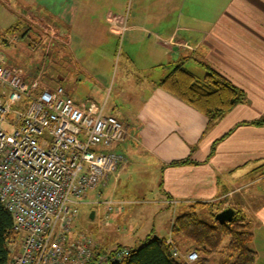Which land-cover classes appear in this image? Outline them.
<instances>
[{
	"label": "crops",
	"instance_id": "1",
	"mask_svg": "<svg viewBox=\"0 0 264 264\" xmlns=\"http://www.w3.org/2000/svg\"><path fill=\"white\" fill-rule=\"evenodd\" d=\"M8 13L16 14L17 22L47 20V27L60 30L59 37L70 48L120 39L126 72L136 68L132 51L144 50L143 66L132 71L143 77L131 87L138 103L126 113L132 124H125L127 140L136 136L148 166L160 173L162 197L123 198L128 182L122 183V178L130 179V160L124 156L118 174L108 176L94 196H87L101 209L104 232L93 235L101 245L129 249L130 243L140 247L156 237L175 243L176 217L189 205L207 203L211 207L200 215L210 224L218 222L210 211L215 216L228 208L242 211L252 233L253 264H264V0H0V15ZM180 62L199 79L209 69L219 72L244 92V101L208 128L205 115L157 85ZM129 149L137 156L136 146ZM187 160L193 164L173 166ZM104 201L116 203L108 219ZM126 206L133 207L120 219L128 231L121 235L124 228H115L112 216L123 214ZM177 240L179 245L173 244L183 254L196 251L187 240ZM227 244L225 239L210 255V264L234 260Z\"/></svg>",
	"mask_w": 264,
	"mask_h": 264
},
{
	"label": "built area",
	"instance_id": "2",
	"mask_svg": "<svg viewBox=\"0 0 264 264\" xmlns=\"http://www.w3.org/2000/svg\"><path fill=\"white\" fill-rule=\"evenodd\" d=\"M128 135L105 106L79 105L62 86H46L40 76L29 83L23 70L0 63V202L16 234L11 264H116L130 255L75 230L87 194L126 163L111 150ZM103 204L108 219L116 203ZM167 243L174 257L199 259Z\"/></svg>",
	"mask_w": 264,
	"mask_h": 264
},
{
	"label": "rangeland",
	"instance_id": "3",
	"mask_svg": "<svg viewBox=\"0 0 264 264\" xmlns=\"http://www.w3.org/2000/svg\"><path fill=\"white\" fill-rule=\"evenodd\" d=\"M17 20L16 14L0 15V30H2L0 31V63L2 65L23 70L28 76L29 83L40 76L46 86H62L67 90V94L70 93L68 95L71 98L80 103L87 100L99 106H105L103 103H106V114L115 116L127 125L132 124V120L126 113H132L134 111L132 106L138 103V100L133 97V91L131 93V87L143 81V77L132 74V71L136 72L135 69H139L144 64L145 56L142 48L132 51V54H135L136 68H130L129 72H126L124 42L120 39L103 45H82L70 48V45H65L63 38L59 37L60 30L57 33L58 30L47 27V20L45 23L31 22L30 19L18 22ZM16 23L17 26H15ZM11 25L18 29L13 33L6 32V28ZM126 31H122L123 34ZM61 78L64 80L61 81ZM136 140V136L131 137L124 143L114 145L111 150L130 160L127 169L130 179L122 178V183L128 182V186L122 193L126 194L123 198L142 201L159 200L162 197L159 189L160 173L148 166L147 158L144 157L143 150H139ZM130 145L137 147V156L131 154ZM127 172L125 174H128ZM94 195V192L87 194L89 197ZM89 197L78 206L76 230L90 236L99 246L109 250L108 245L111 246V244L107 243L108 240H104L108 247L103 246L93 236L101 235L104 232V226L101 209L95 203L89 202ZM117 197L122 196L119 197L117 194ZM126 204L129 205L131 202ZM130 207L133 206H126L124 208L127 209L123 214L112 216L116 222L115 228H124L120 232L121 235L128 231L125 230L124 220L120 221V219L129 215ZM92 212L97 213L94 220L90 218ZM105 225L109 226L110 222ZM128 246L137 247L134 243ZM123 248L126 247L120 249Z\"/></svg>",
	"mask_w": 264,
	"mask_h": 264
},
{
	"label": "trees",
	"instance_id": "4",
	"mask_svg": "<svg viewBox=\"0 0 264 264\" xmlns=\"http://www.w3.org/2000/svg\"><path fill=\"white\" fill-rule=\"evenodd\" d=\"M16 29L18 27H12L8 33H13ZM157 85L205 115L208 118V128L231 113L245 98L244 92L219 72L209 69L204 78L199 79L185 68L184 62L177 64ZM180 164L193 162H176L173 166ZM209 207L211 205L207 203H195L176 217L172 227L175 243L179 245L177 238L187 240L191 249L201 256L195 264H210V255L218 251L223 241L228 239L227 254L234 260H227L224 264H253L256 253L250 247L252 233L247 217L242 211L233 208L235 216L230 222L210 224L200 215V211ZM210 215L215 218L214 212L210 211ZM15 235L12 215L0 202V264H11L10 244ZM173 248L165 239L150 238L140 247L129 248L130 255L116 264H188L183 259L174 257Z\"/></svg>",
	"mask_w": 264,
	"mask_h": 264
},
{
	"label": "water",
	"instance_id": "5",
	"mask_svg": "<svg viewBox=\"0 0 264 264\" xmlns=\"http://www.w3.org/2000/svg\"><path fill=\"white\" fill-rule=\"evenodd\" d=\"M94 216H95V212H92L90 215V218L93 220ZM234 216H235V211L231 208H228V209H225L222 212L218 213L215 216V219L220 224H226L227 222H230ZM156 239H157V237H156Z\"/></svg>",
	"mask_w": 264,
	"mask_h": 264
}]
</instances>
